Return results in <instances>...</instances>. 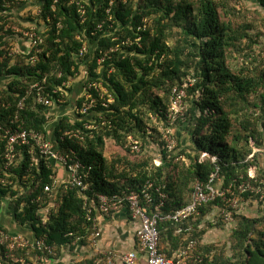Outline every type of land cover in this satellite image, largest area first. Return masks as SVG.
<instances>
[{"label": "trees", "instance_id": "1", "mask_svg": "<svg viewBox=\"0 0 264 264\" xmlns=\"http://www.w3.org/2000/svg\"><path fill=\"white\" fill-rule=\"evenodd\" d=\"M256 1L264 7V0ZM11 2L0 0V123L7 127L17 120L44 133L61 153L81 162L88 175L86 190L57 187L53 200L45 187L53 186L54 178L62 180L64 169L38 152L33 160L25 145L6 169L8 148L0 140V208L4 203L13 210L14 222L30 225L28 237L47 236V244L61 256L64 245L91 232L87 211L99 194L140 193L150 182L155 204L162 201V213L169 214L191 202L197 180L207 184L219 170L221 189L218 183L215 187L226 193L225 199L200 204L198 215L183 223H160V249L172 257L196 240L202 264H264V214H245L246 204L264 205V198L241 189L244 183L264 188V59L256 54L264 30L254 20L234 21L242 13V0H38L41 13L35 20L44 29L37 30L43 38L37 55L33 48L13 53ZM83 47L87 52L81 55ZM83 67L89 77L78 80L81 88L96 82L107 90L103 98L90 90L95 106L87 114L56 118L55 106L37 104L35 90L28 94L39 84L59 106L62 94H76ZM189 78L195 83L187 89L185 119L175 123L185 130L186 141L178 139L170 154L160 128L171 113L174 89ZM68 81L72 85L65 88ZM22 99L25 106L19 110ZM65 100L77 107L87 102L76 96ZM130 137L141 153L128 145ZM150 143L159 146L162 165L145 151ZM110 144L124 154H108ZM255 149L260 152L249 159ZM252 168L255 180L249 176ZM228 200L244 204V210L237 211ZM216 207L220 211L213 223L207 216ZM42 209L50 210L44 219L38 214ZM225 220L231 234L224 246L203 241L209 230L226 226ZM5 248L0 246L3 264L36 254L22 249L6 258ZM78 264L93 262L87 258Z\"/></svg>", "mask_w": 264, "mask_h": 264}, {"label": "built area", "instance_id": "2", "mask_svg": "<svg viewBox=\"0 0 264 264\" xmlns=\"http://www.w3.org/2000/svg\"><path fill=\"white\" fill-rule=\"evenodd\" d=\"M39 14L41 11L39 10ZM84 14L85 11H82ZM60 26V25H59ZM25 37L30 41L31 47L34 49V52L37 54L41 53L39 46L43 43V38L37 33V30L34 32H27L24 34ZM87 52L86 47H83L80 51L81 55ZM104 59L99 60V64L103 63ZM62 74H60L61 76ZM86 78L89 77V72L86 70L84 72ZM195 83V80L189 78L182 86L176 87L172 94L171 100V113L168 117V121L165 126L160 128L161 136L165 144V149L170 153H174L177 149V140L174 136L173 127L178 121L180 116L183 115L184 111V99L186 98L187 89ZM72 85L71 82H65L63 86L65 88H70ZM95 89L101 98L104 97L106 89L100 86V84L94 82L89 84L85 88L83 98L86 99L81 107L74 106L73 110L78 114H87L95 106V98L90 93V90ZM29 95L33 90L36 91L35 102L46 108H53L56 105V101L44 94L45 87L39 84H34L30 88ZM66 94H62L59 103L62 104ZM112 98L109 102L103 104L104 107H108L112 103ZM25 100L22 99L19 102V110H23ZM58 118V117H57ZM0 140L5 142L7 145V152L4 153V158L6 162V169L14 165L17 160V148L23 145L30 146L29 154L34 160L35 154H38L47 159L54 164H58L64 169V173L68 174L67 180H58L54 178L53 186L45 187V192L48 193L51 199L56 200L58 197V191L63 186L65 189L68 188H79L82 191L86 190L85 180L88 175L86 173L85 167L77 159L71 157V155H65L61 153L48 137L37 130L26 129L24 122L11 121L9 126H3L0 123ZM129 146L137 153H141L142 147L138 145L135 140L129 138ZM260 151L255 149L254 153L249 156V159H253L255 154ZM207 154L202 155V159H205ZM180 157L176 158L179 160ZM216 158H213L215 161ZM164 158L162 154L159 155V158L156 160L157 165H162ZM251 179L255 180L256 170L252 168L249 172ZM220 181L219 170L211 175V179L207 184H204L200 181H196L193 185V193L191 202L183 207L180 210L171 212L169 214H163L162 208L164 203L161 201L158 204H155L150 189L152 184L148 182L145 184L144 188L140 193L130 192L106 195L99 194L94 203L91 204L90 209L87 211V218L91 222V232L88 236H80L74 240L70 245H64L61 248L59 256L61 259L66 253L68 256L66 258L68 261L61 262L58 258L57 247L47 244V236L42 238H29L26 236L18 235L12 236L6 234L0 229V243L6 245L5 257L10 258V255H13L16 251L27 249L35 252V256L29 255L26 253V257H22L19 260H15V264H78L84 262L87 258L91 259L93 264H202L203 259L201 256L197 255V250L199 243L196 240H191L186 247L179 249L175 252L172 257H169L166 253L162 252L160 249V233H159V224L162 222L172 221L175 223H183L188 221L192 217L198 215V209L200 204L209 203L214 201L218 196L225 199V192H220L216 189L215 184ZM5 182V181H4ZM3 182V183H4ZM264 186V181L261 182ZM58 187V191L55 189ZM243 191L250 190L252 192H257L261 194V199L264 198V188L257 189L251 184L244 183L241 186ZM159 191V190H158ZM228 192H230L228 190ZM228 203L237 211L244 210V204L241 205L236 201L228 200ZM152 205V209L147 206ZM54 206V204H52ZM51 206V207H52ZM5 207L3 203L2 207ZM126 209L134 224L136 225V240L138 242V250L130 253H117L112 250L103 248L100 244L101 240V230L98 224L97 214L103 216H111L117 212ZM50 213L49 209H42L38 214L44 219L46 215ZM229 222H232V218H228ZM5 240V242H4ZM85 241L84 243H82ZM82 251L89 254L85 258H75L72 257L73 254H80ZM70 258V259H69ZM143 259L144 263H141ZM3 264V263H0Z\"/></svg>", "mask_w": 264, "mask_h": 264}, {"label": "rangeland", "instance_id": "3", "mask_svg": "<svg viewBox=\"0 0 264 264\" xmlns=\"http://www.w3.org/2000/svg\"><path fill=\"white\" fill-rule=\"evenodd\" d=\"M86 2L88 0H85ZM38 0H13V2L10 3V5L14 6L13 10L11 13L13 15H9V26L11 25V29L14 32L13 36H9L8 38H11V40L15 41V47L13 49L14 52H21L18 54H27L30 49L32 48L30 45V41L27 39V37L24 36L25 33L27 32H34V30H41L44 29L41 24L38 23L35 18L39 15V4L37 3ZM9 3L6 4V6H10ZM241 10L242 13L240 16H238L234 21L236 23L241 24L242 22H247L248 20H254L258 24H261L262 29L264 30V7L260 5L259 2L256 0H242L241 2ZM9 13V12H8ZM31 15V16H30ZM33 18L34 20H30V17ZM7 26V27H9ZM15 54V53H14ZM256 54H261L263 59H264V37H261L259 39V43L256 47ZM231 65L233 66H239L238 62L234 59H229L228 60ZM88 70L86 67H83L81 70L80 76H77L76 79L81 80L82 78L85 79L84 72ZM84 95V94H83ZM79 97L78 95L74 93L68 94L66 96V99H74V97ZM188 94L186 93V98L184 99V111L183 115L180 116V120L185 119V114H186V108H187V99ZM172 100V98H171ZM67 100L64 99V102L59 105L55 106V108L52 109V114H54L57 117H60L61 115L64 114H69L74 116L76 113L73 110V107L71 105V102H66ZM178 119V121H179ZM166 125V124H165ZM174 130V136L177 140V144L179 146V141L180 139L182 142L183 140L186 141L185 137V130L180 129L178 126V123L173 127ZM178 132V133H175ZM184 138V139H183ZM187 146V144L185 143ZM177 146V148H178ZM116 146H113V144H110L108 146V154L114 155L115 153H120L124 154L119 148H115ZM144 151V150H143ZM145 151L149 152L151 156H154L156 160L159 158V155L161 154L159 146L158 145H145ZM142 152V151H141ZM144 154V153H142ZM109 156V155H107ZM135 158V157H133ZM178 158V156L175 157V159ZM177 161V160H176ZM264 162V160H262ZM218 189H221V181L218 182ZM6 209V208H5ZM13 212V210L11 209ZM219 208L216 207L211 211V213L207 216V220L216 223L217 222V214L219 213ZM262 212V213H261ZM245 214H247L250 217H256L264 214V205H261L260 203L258 204L257 202H254L253 204H246V211ZM11 215L7 210H4L3 208H0V229L5 232L6 234H10L12 236H26L28 237L30 233L32 232L30 225L26 227L19 226L16 222H2L3 216H8ZM10 217V216H8ZM223 224H226V226L222 228H213L209 230L205 237L204 240L208 245H215L218 248H221L224 246L225 242H228L229 235L231 234V226L228 227L227 221L225 220ZM5 242V240H4ZM0 246H6L5 244L2 245L0 243ZM213 253L215 254L216 250H212ZM59 256V254H57ZM34 256V255H32ZM0 263H2V258H1V250H0ZM11 264V263H10ZM53 264H58V263H53Z\"/></svg>", "mask_w": 264, "mask_h": 264}, {"label": "crops", "instance_id": "4", "mask_svg": "<svg viewBox=\"0 0 264 264\" xmlns=\"http://www.w3.org/2000/svg\"><path fill=\"white\" fill-rule=\"evenodd\" d=\"M76 90L75 93L80 98H83L85 88H81V82L76 80ZM63 116V115H62ZM68 174H63V180H67ZM7 207H3L4 210H7L11 215L3 216L2 222L10 223L14 222L13 212L5 209ZM98 217V224L101 230L102 236L100 240V244L103 248L108 250H112L117 253H130L138 250V242L136 240V225L134 224L133 220L129 212L126 209H123L120 212H117L111 216H103L97 214ZM89 254L82 251L80 254H73L72 257L76 258H85ZM68 254H64L62 259L60 258L61 262H66L68 259L66 258ZM70 259V258H69ZM143 262V259L141 261Z\"/></svg>", "mask_w": 264, "mask_h": 264}]
</instances>
